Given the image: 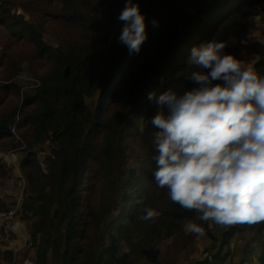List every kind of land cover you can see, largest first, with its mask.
Returning <instances> with one entry per match:
<instances>
[{
	"label": "trees",
	"instance_id": "16d2710c",
	"mask_svg": "<svg viewBox=\"0 0 264 264\" xmlns=\"http://www.w3.org/2000/svg\"><path fill=\"white\" fill-rule=\"evenodd\" d=\"M6 1L0 2V32L19 50L0 53V142L9 138L14 148L25 142L28 149L21 168L32 167L25 171L31 190L19 215L32 221L34 264H128L120 250L125 232L135 257L163 264L179 235L180 253L195 249L186 233L190 222L211 239L193 264H264V223L210 225L157 185L156 102L149 99L185 68L194 47L214 38L246 4L263 9L264 0H133L147 23L139 52L118 41L126 0ZM69 25L74 34L64 29L58 45L48 43L51 30ZM227 53L255 56V70L264 75L263 42ZM98 94L90 109L87 99ZM13 125L22 130L19 138ZM94 197L99 204L92 207ZM147 208L156 211L153 219L142 218ZM235 238L245 240L241 249Z\"/></svg>",
	"mask_w": 264,
	"mask_h": 264
},
{
	"label": "clouds",
	"instance_id": "9594fccd",
	"mask_svg": "<svg viewBox=\"0 0 264 264\" xmlns=\"http://www.w3.org/2000/svg\"><path fill=\"white\" fill-rule=\"evenodd\" d=\"M118 19L123 22L119 43L139 52L148 36L139 4L126 0ZM226 46V41L212 40L194 47L188 78L197 87L183 94L169 89L156 98L161 110L151 120L156 129L154 178L168 189L173 203L195 211L200 221L222 227L259 225L264 223V75L246 60L224 53ZM154 96L150 93L149 99ZM16 129L21 130L11 127L18 137ZM35 151L43 163L45 153ZM22 207L20 200L15 208L0 211L16 210L18 217ZM155 215L147 208L142 218ZM186 231L205 233L192 222Z\"/></svg>",
	"mask_w": 264,
	"mask_h": 264
},
{
	"label": "rangeland",
	"instance_id": "374dc122",
	"mask_svg": "<svg viewBox=\"0 0 264 264\" xmlns=\"http://www.w3.org/2000/svg\"><path fill=\"white\" fill-rule=\"evenodd\" d=\"M0 2H7L6 0H0ZM121 4V3H120ZM59 7V3L54 4ZM259 8V7H258ZM255 8L254 4H246L238 13L233 15L226 23L218 29V33H215V37L205 40L203 44L212 41H226L227 46L224 48V53H227L228 48H238L252 44L253 42L264 43V8ZM51 25L56 27V22L51 21ZM47 22H44V26ZM59 27V26H58ZM66 29L67 33L74 34L75 26L69 25L61 27L59 31L51 30L54 37L48 38L50 45H58L61 39V31ZM5 36L0 32V53L6 57L9 54H13L19 50L18 44L15 41H7ZM28 47H25L27 49ZM191 54L188 56L190 59ZM246 60L250 67L255 69L256 57L247 56L241 58ZM43 65L46 67L45 63ZM192 70V66L189 64V60L183 70H181L175 78L165 81L162 87L158 90L157 96L154 97L153 102H156V98L159 97L165 91L172 89L179 94L197 87L192 82L188 75ZM3 83L0 82V86ZM15 99V98H14ZM99 94L92 99H87V103L90 109H94L97 106ZM17 100L6 103V106L11 105ZM160 106L155 104L154 116L160 111ZM167 112V109H164ZM20 129H16V132H20ZM9 138H4L0 142V160L6 165V173L0 171V205L9 208H15L20 200L25 197V192L31 190L30 180L27 178V172L30 171L31 166L21 168V162L27 154V147L21 146L14 148L10 143ZM40 154H44V150L41 146L36 149ZM99 191V188H97ZM99 204L96 197L93 198L92 207ZM31 224L32 221L25 222L23 217H15L4 230L0 228V264H34L36 257L34 256L31 247ZM186 233H189L186 231ZM193 237L189 239L191 245H195V249L188 255L180 253L176 248V242L180 243L182 235H179L177 241H173L167 246L166 254L163 255V264H193L195 261L200 260L203 249L211 242V239L204 233V235H197L190 233ZM130 232H125L121 241V252L123 255H128V264H150L146 259H140L135 257L130 246ZM235 249H241L245 240L243 238H235L233 241ZM234 249V250H235Z\"/></svg>",
	"mask_w": 264,
	"mask_h": 264
},
{
	"label": "built area",
	"instance_id": "2783aa9c",
	"mask_svg": "<svg viewBox=\"0 0 264 264\" xmlns=\"http://www.w3.org/2000/svg\"><path fill=\"white\" fill-rule=\"evenodd\" d=\"M16 210H12V211H0V226H6L8 225V223L10 222V220H12L14 217H16L17 215H15Z\"/></svg>",
	"mask_w": 264,
	"mask_h": 264
},
{
	"label": "bare ground",
	"instance_id": "6f19581e",
	"mask_svg": "<svg viewBox=\"0 0 264 264\" xmlns=\"http://www.w3.org/2000/svg\"><path fill=\"white\" fill-rule=\"evenodd\" d=\"M226 10H228V9H226Z\"/></svg>",
	"mask_w": 264,
	"mask_h": 264
}]
</instances>
